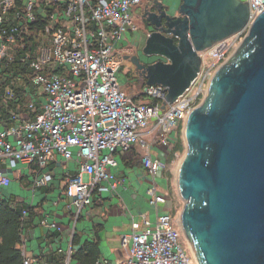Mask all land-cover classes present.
Wrapping results in <instances>:
<instances>
[{
  "label": "built area",
  "instance_id": "2783aa9c",
  "mask_svg": "<svg viewBox=\"0 0 264 264\" xmlns=\"http://www.w3.org/2000/svg\"><path fill=\"white\" fill-rule=\"evenodd\" d=\"M143 1L0 0V195L10 199L2 187L25 177L34 192L47 187L58 168L68 207L78 216L96 194L117 188L111 170L118 165L116 154L140 145L156 212L132 220L121 235L127 258L117 264H193L178 241L181 228L168 208L169 196L157 182L166 159L154 157L152 145L165 148L167 156L174 151L179 128L183 133L215 70L264 11V0H247V26L201 53L197 77L173 103L163 85L147 84L145 101L129 95L121 82L124 56L130 54L122 40L137 28L132 12ZM149 127L156 130L152 141L144 134ZM180 155L175 152V160ZM22 215L26 219L28 208ZM71 254L72 246L59 264H72ZM23 264L38 262L24 255Z\"/></svg>",
  "mask_w": 264,
  "mask_h": 264
},
{
  "label": "water",
  "instance_id": "95a60500",
  "mask_svg": "<svg viewBox=\"0 0 264 264\" xmlns=\"http://www.w3.org/2000/svg\"><path fill=\"white\" fill-rule=\"evenodd\" d=\"M148 6L142 17L152 30L143 53L159 59H124L148 85H163L168 103L194 82L201 53L245 28L250 13L245 0H182L176 17ZM184 137L179 225L197 263L264 264V11L215 70Z\"/></svg>",
  "mask_w": 264,
  "mask_h": 264
},
{
  "label": "crops",
  "instance_id": "0c3cea01",
  "mask_svg": "<svg viewBox=\"0 0 264 264\" xmlns=\"http://www.w3.org/2000/svg\"><path fill=\"white\" fill-rule=\"evenodd\" d=\"M150 1L151 6L148 8L154 6L155 0ZM158 1L168 10V13L173 14L170 12L172 5L169 0ZM174 1L176 7L182 3V0ZM145 4L146 2L133 8L132 13L137 28L127 33L122 44L129 48L128 55L139 54L143 61L149 63L159 58L152 56L146 59L143 54L148 34L152 30L149 21L142 17L147 7ZM174 15H179V10ZM120 78L124 90L129 95L137 100H149V97L142 93L147 85L146 79L139 75L130 61L124 59ZM155 133L156 130L153 127L144 130L147 141H152ZM152 150L154 157L159 156L167 160L165 148L152 145ZM141 152V146L135 145L129 150L116 154L118 165L111 170L118 180L117 188L96 194L93 205L84 208L78 216L75 210L68 207L71 201L62 192L65 183L58 168L55 170L52 183L35 192L31 189L26 177L20 182L12 181L2 187L1 192L6 197L10 196L13 205L23 206V208L34 206L32 213L26 217L22 233L21 246L24 255L34 257L38 264H59L64 253L72 246L74 233L78 232L82 238H98L100 259L109 264H117L126 259V250L121 246V235L130 231L132 220L139 219L141 213L145 212L154 216L156 212L155 205L151 204L147 192L152 177L143 162ZM8 173L13 177L12 170ZM164 173L165 170L161 173L162 176L157 177V182L162 192L168 195V190L166 191L165 188L167 179L163 176ZM85 177L89 178L87 175ZM161 207L162 205L160 210ZM51 223H56L60 230L49 226ZM60 248L63 249V253L59 252ZM72 264L80 263L73 260Z\"/></svg>",
  "mask_w": 264,
  "mask_h": 264
},
{
  "label": "trees",
  "instance_id": "16d2710c",
  "mask_svg": "<svg viewBox=\"0 0 264 264\" xmlns=\"http://www.w3.org/2000/svg\"><path fill=\"white\" fill-rule=\"evenodd\" d=\"M175 41H177L175 39ZM178 142L174 151L167 157V167L165 175L168 186L171 185L172 172L171 165L175 161V152L184 153L185 142L182 137V127L179 128ZM28 208V214H31L34 206L13 205L11 199L0 195V264H23L24 253L22 249V233L25 227L26 219H23L22 211ZM72 261L80 264H95L100 259V245L98 238H82L81 234L75 232L72 239Z\"/></svg>",
  "mask_w": 264,
  "mask_h": 264
},
{
  "label": "rangeland",
  "instance_id": "374dc122",
  "mask_svg": "<svg viewBox=\"0 0 264 264\" xmlns=\"http://www.w3.org/2000/svg\"><path fill=\"white\" fill-rule=\"evenodd\" d=\"M245 1H247V0H245ZM169 2H171V5H172V7L170 9V12L173 13L172 15H174L179 10V6H180L181 3L176 7L174 0H169ZM179 2H181V0H179ZM237 47L238 46L234 47V49L232 50V53L237 49ZM145 58L149 59V57H147L146 55H145ZM182 137H183L184 142H185V148L187 149V143H186V140H185V137H184V132L182 134ZM186 149H185L184 153H181L180 158L175 160L174 163L170 167L171 172H172V179H171V182H170L171 185L168 186L167 183H166L167 185H165L166 186L165 187L166 191L168 190V195L170 197L169 202H168V206L169 207H170V205L172 206L171 213L175 217L176 222H178V223H179V220H180V212H181V210L183 208L184 201H183V199L180 197V195L178 193V183H177V181H178L179 165H180L182 157L184 156V154L186 152ZM163 176L166 178L165 174ZM163 210H164V205H162V207H161V212ZM178 241L182 245V247L185 249V251L188 253L192 263L193 264H198L197 261H196V257H195L194 251H193L192 246H191V242L184 235L182 230H180Z\"/></svg>",
  "mask_w": 264,
  "mask_h": 264
},
{
  "label": "flooded vegetation",
  "instance_id": "af4514ba",
  "mask_svg": "<svg viewBox=\"0 0 264 264\" xmlns=\"http://www.w3.org/2000/svg\"><path fill=\"white\" fill-rule=\"evenodd\" d=\"M154 1V0H153ZM144 2H146V6L147 5H149L148 7H150L151 5V1L150 0H144L143 1V3ZM142 3V4H143ZM155 3V2H154ZM163 8H165L163 5H162V3L161 4H158V3H156V4H154V6H152V8H149V10L150 11H157L158 9H160V10H162ZM166 9V8H165ZM168 11V10H167ZM149 13V12H148ZM170 14V13H169ZM148 16H149V14H147ZM172 15V14H171ZM172 16H174V17H176V16H178V15H172ZM147 18V16H145V19ZM147 20V19H146ZM151 29H152V27H151Z\"/></svg>",
  "mask_w": 264,
  "mask_h": 264
}]
</instances>
